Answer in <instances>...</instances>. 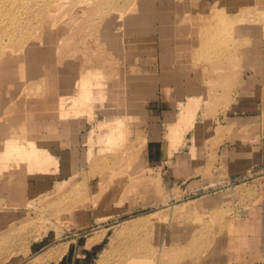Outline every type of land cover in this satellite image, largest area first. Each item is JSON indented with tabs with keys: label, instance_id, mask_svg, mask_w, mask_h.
I'll list each match as a JSON object with an SVG mask.
<instances>
[{
	"label": "rangeland",
	"instance_id": "obj_1",
	"mask_svg": "<svg viewBox=\"0 0 264 264\" xmlns=\"http://www.w3.org/2000/svg\"><path fill=\"white\" fill-rule=\"evenodd\" d=\"M247 1L0 0V153L51 156L0 160V264H264V168L211 171L225 138L258 133L225 114L243 47L264 45V0ZM177 77L166 116L145 114ZM150 139L202 150L210 184L172 186L142 160Z\"/></svg>",
	"mask_w": 264,
	"mask_h": 264
},
{
	"label": "crops",
	"instance_id": "obj_2",
	"mask_svg": "<svg viewBox=\"0 0 264 264\" xmlns=\"http://www.w3.org/2000/svg\"><path fill=\"white\" fill-rule=\"evenodd\" d=\"M247 2L249 3V0ZM239 16V18L243 20L249 21L251 19L250 16ZM260 28L261 27H258L257 30L259 31ZM245 31V27L242 28L243 36L245 35ZM260 42L261 41L259 40L258 44H256V46L254 45V47L252 48H250L249 45L247 48L243 47L241 62L242 71L240 77L241 80L240 87H238L239 91L233 95L231 93V98L235 99V101L230 106V111L225 113L228 116V119H236L233 116L235 113H239L240 116L237 117L238 120L250 124L257 123V125H259L257 126L258 133L256 135H252L253 138L250 141L247 140L244 142H232L229 141L228 138H225V140L219 144L212 155V158H215L212 169L214 168L215 171L214 169H211V171H214L217 175H220L219 178L221 179H226L235 175V173L251 167L254 169L264 168V130L262 129L263 127L260 126L262 125V122H264V95L262 92L264 90V45H261ZM252 51L257 52L258 54L257 56H253V60L250 59V52ZM177 78L178 79H165L162 81V85L164 86H162V89L159 92V96L152 98L153 101L148 102L145 114L151 117H156L157 115L161 116L162 114V116H166L164 115V113L170 111L169 109L172 108V101H170L169 104H166L165 98L162 97L168 96L171 100H175L177 89L173 88V85L175 83L177 84L182 82V79H180V77ZM189 90L190 88H187L185 92L189 94ZM166 107L168 108L167 110H165ZM66 116H71L70 119L77 118V115ZM59 119L64 118L59 117ZM179 119L182 120L181 116H179ZM77 126L79 127V124ZM78 136L79 135H77V137ZM84 136L85 134L83 133V138ZM194 137H196V133L194 134ZM10 145L14 146L13 144ZM33 147L50 156V154L47 153L45 149H41L35 145ZM171 147L172 145L169 140L168 142L167 140L160 142L158 140L150 139L149 141H147L145 151L141 155L142 160L147 164L152 162H159L163 164L166 179H168L169 183L172 186H178L180 187V189L182 188L183 191L199 190V188L210 184L209 177L205 178V176H203L200 172L203 167L202 164L208 158L204 155V152L202 150L199 155H193L189 149H186L184 146L181 147V145H179L178 151H173L172 149H170V151L168 152L165 151L166 149ZM200 148L203 149V146H200ZM25 150L26 147H22L18 151L20 153H23L25 152ZM175 152L177 154H175ZM68 154L69 163L71 165L72 156L70 155V153ZM65 162L63 161L64 171H66L67 169L64 166L66 165ZM215 165L217 166L215 167ZM261 187L264 189V179ZM262 200L263 203H259L256 206L258 207L259 212L261 211V213H264V193ZM257 226H263L264 228V218L262 219L261 217L260 219H258Z\"/></svg>",
	"mask_w": 264,
	"mask_h": 264
},
{
	"label": "bare ground",
	"instance_id": "obj_3",
	"mask_svg": "<svg viewBox=\"0 0 264 264\" xmlns=\"http://www.w3.org/2000/svg\"><path fill=\"white\" fill-rule=\"evenodd\" d=\"M82 76V75H81ZM87 77V76H86ZM83 79V78H82ZM84 79H86V78H84ZM81 80V79H80ZM83 81V80H82ZM79 88H80V86H79ZM78 89V88H77ZM88 94V93H87ZM86 94V95H87ZM85 95V96H86ZM89 95V94H88ZM81 97L83 98L84 96L83 95H81ZM99 97H101V95L99 96ZM77 98H78V96H76V100H77ZM74 100H75V98H74ZM73 100V101H74ZM188 103V102H187ZM70 105V104H69ZM74 104L72 103L70 106H66L65 104H61V106H59V108H61L60 110H62V115H65V114H67L68 113V111L71 109V110H73V111H76V109H74ZM185 108L187 109H189V103L187 104V107L185 106ZM186 111H188V113H189V110H186ZM184 112V111H183ZM187 113V114H188ZM115 119V118H114ZM113 120V119H112ZM106 122V121H105ZM113 124V123H116L115 124V126H117L118 127V129H119V132H117L116 133V136H115V138H114V142H116V140L118 139V138H122V137H124V124L122 125V123H121V120H119V119H116L114 122H110V123H108V124ZM123 123H125V122H123ZM102 124H106V123H104V122H102ZM19 148V147H18ZM8 151V152H7ZM7 151H3V152H1L0 153V160L2 159V160H5V159H9V155L10 154H13V156H14V154H16L18 157L16 158V159H21V160H23L24 158L27 160V163H34V164H36V165H41V164H43L44 162H46V161H49V159H50V156H48L47 154H45L44 152H42L41 150H39V149H36L35 147H33V146H31V148L30 149H26L25 151H26V153H20L19 151H18V149L16 148V146H11L10 144H8L7 145ZM12 156V155H11ZM10 156V157H11ZM15 159V158H14ZM13 159V160H14ZM3 162V161H2ZM5 162V161H4ZM34 164H32V165H34ZM0 165H2V164H0ZM35 165V166H36ZM0 167H2V166H0ZM0 169H2V168H0ZM64 183V182H63Z\"/></svg>",
	"mask_w": 264,
	"mask_h": 264
},
{
	"label": "water",
	"instance_id": "obj_4",
	"mask_svg": "<svg viewBox=\"0 0 264 264\" xmlns=\"http://www.w3.org/2000/svg\"><path fill=\"white\" fill-rule=\"evenodd\" d=\"M163 147H164V144H163Z\"/></svg>",
	"mask_w": 264,
	"mask_h": 264
}]
</instances>
